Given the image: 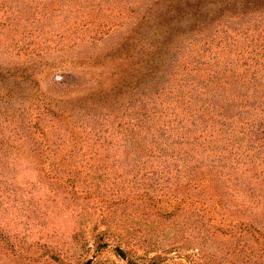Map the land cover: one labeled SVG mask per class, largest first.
Masks as SVG:
<instances>
[{
    "label": "rangeland",
    "instance_id": "rangeland-1",
    "mask_svg": "<svg viewBox=\"0 0 264 264\" xmlns=\"http://www.w3.org/2000/svg\"><path fill=\"white\" fill-rule=\"evenodd\" d=\"M263 108L264 0H0V264H264Z\"/></svg>",
    "mask_w": 264,
    "mask_h": 264
},
{
    "label": "trees",
    "instance_id": "trees-1",
    "mask_svg": "<svg viewBox=\"0 0 264 264\" xmlns=\"http://www.w3.org/2000/svg\"><path fill=\"white\" fill-rule=\"evenodd\" d=\"M229 1L230 0H221L222 4H226ZM204 7L205 6L202 2H199L195 6L196 9H200V8H204ZM211 57L212 56L209 55V58H207V59L210 60ZM209 60H205L204 58H202V60L194 63V65L190 66V68H189L188 72L194 76L193 78L196 77L195 81L190 82L196 91L201 90V92H203V91L206 92L209 90V87L205 88V85L203 84L201 78L208 80L209 82H213V81H215V78H217V76L219 75V70H220L219 68L218 69L216 68L215 70L212 69L209 71V74H206V71L203 68L209 65V62H208ZM232 65H233V67L231 69H229L231 71L235 69L234 64H232ZM194 70H198V73L193 74ZM225 70L227 71V69H225ZM223 82L228 83V80L224 79ZM183 100H185L186 104H185V108L181 110L182 118H180L179 116H175V118H173V119L171 118V119H169V121L171 123H175L179 120V122H180L184 118L185 115H186V119H189V115H191L193 118V122H192V124H193V141H192L193 142V148H197V146H199L201 144L200 137L202 135V132L207 129V124L203 123V122H205L204 119L208 115V112L213 114V116L216 115V112L213 109L214 106L212 104L210 105L208 103L209 102L208 99H203L202 97H200V95L196 94V96L194 98L193 97H191L189 99L183 98ZM193 105H194V107H193ZM257 113L264 116V108L262 109L261 112H257ZM217 115L218 116L221 115V113L218 112V110H217ZM226 131H227V128L223 127V124H222L221 127L215 129L214 139L221 138V136L223 134H225ZM209 141H210V139H209V132H208V142ZM226 143L221 144L219 156H218V159L216 161L220 167H225L226 162H227L225 160V158H229V155L233 154L231 151L228 150L229 145H226ZM225 146H227V147H225ZM185 158H188V157H186V156L183 157V159H185ZM240 163H241L240 160L237 161V164H240ZM199 186H201V184H199V182L197 181L195 183V187H199ZM119 250L122 254L124 253V255H125V252H123V250H121V249H119Z\"/></svg>",
    "mask_w": 264,
    "mask_h": 264
}]
</instances>
